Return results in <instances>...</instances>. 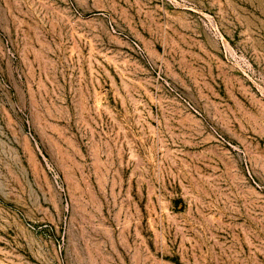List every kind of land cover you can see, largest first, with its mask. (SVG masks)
<instances>
[{
    "label": "rangeland",
    "instance_id": "374dc122",
    "mask_svg": "<svg viewBox=\"0 0 264 264\" xmlns=\"http://www.w3.org/2000/svg\"><path fill=\"white\" fill-rule=\"evenodd\" d=\"M0 264H264V0H0Z\"/></svg>",
    "mask_w": 264,
    "mask_h": 264
}]
</instances>
